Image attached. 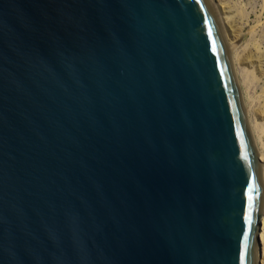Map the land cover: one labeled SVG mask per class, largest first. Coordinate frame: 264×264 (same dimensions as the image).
<instances>
[{"label":"water","instance_id":"1","mask_svg":"<svg viewBox=\"0 0 264 264\" xmlns=\"http://www.w3.org/2000/svg\"><path fill=\"white\" fill-rule=\"evenodd\" d=\"M263 224L212 0H0V264H261Z\"/></svg>","mask_w":264,"mask_h":264},{"label":"rangeland","instance_id":"2","mask_svg":"<svg viewBox=\"0 0 264 264\" xmlns=\"http://www.w3.org/2000/svg\"><path fill=\"white\" fill-rule=\"evenodd\" d=\"M262 5L264 7L263 0H222L221 4L217 6H227L229 8V10L226 11H228L227 13L230 18L223 23L225 26H229L227 33L230 42L233 43L235 47V52L233 53L244 86L251 76H244L242 65L245 64L246 69L250 70L251 68L253 70L252 74L254 75V78L252 77V86H254V89L250 92V97H248V94L247 97L261 143H263L262 147L264 152V142H262V140L264 141V129L260 131L261 126L258 125L264 121V10ZM242 7L243 16L238 14V11H240ZM258 16L259 20L257 19ZM221 17L222 20H224V17ZM252 27H256L258 31L256 40L260 44V52H257L249 45L246 46L249 40H254V38H251L250 36V30ZM230 29H232V32ZM233 32L237 35L236 40H234ZM248 59L255 62L253 67L248 65ZM262 241L264 242V235ZM262 254L263 252H261V264H264V255Z\"/></svg>","mask_w":264,"mask_h":264},{"label":"bare ground","instance_id":"3","mask_svg":"<svg viewBox=\"0 0 264 264\" xmlns=\"http://www.w3.org/2000/svg\"><path fill=\"white\" fill-rule=\"evenodd\" d=\"M212 1L214 3L215 7L217 8L220 16L224 17L223 22L229 20L230 17L228 16V13H227L228 11H226V10H229V8L227 6H225V7L217 6V5L221 4L222 0H212ZM263 3H264V0H263ZM262 8L264 10L263 5H262ZM238 14L243 16V7L240 9V11H238ZM257 19L259 20V16L257 17ZM228 27H229L228 25L225 26L226 30L228 29ZM230 31L232 32V29H230ZM232 34L234 35V40H236V36H237L236 33L233 32ZM257 34H258V31H257L256 27H252L251 30H250V36H251V38H254V40H249L248 43L246 44V46L249 45L250 47H253L257 52H260L261 47H260L259 42H257V40H256V35ZM231 46H232L233 52H235V47H234L233 43H231ZM249 53H250V51H249ZM254 63H255L254 61H251V60L248 59V65L250 67H253ZM242 67H243L242 70H243L244 76H246V77H250L251 76V78L246 81V85H245V89H246V92L248 94V97H250V92L254 89V86H252V83H253L252 77L254 78V75L252 74L253 70L251 68H250V70L246 69V65L245 64L242 65ZM258 125L261 126L260 127V131H262L264 129V121L262 123L258 124ZM262 142H264V141L262 140ZM262 145H263V143H262ZM263 235H264V224H263L262 235H261V252H263L262 255H264V242L262 241Z\"/></svg>","mask_w":264,"mask_h":264}]
</instances>
